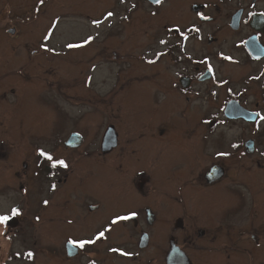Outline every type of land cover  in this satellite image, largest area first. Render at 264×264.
Segmentation results:
<instances>
[{
    "label": "flooded vegetation",
    "instance_id": "flooded-vegetation-1",
    "mask_svg": "<svg viewBox=\"0 0 264 264\" xmlns=\"http://www.w3.org/2000/svg\"><path fill=\"white\" fill-rule=\"evenodd\" d=\"M75 1L80 14L92 16L104 7L98 0ZM113 2L115 9L127 4L126 14L142 4L158 15L165 35L159 45L164 47L145 62L154 65L167 55L175 69L136 72L125 79L130 70L119 69L122 77L111 89L119 95L122 107L116 112L124 119L99 125L91 141L83 113L69 116L61 107V114L72 119L68 130L52 140L63 158L52 149L39 153L40 171L33 175L41 174L48 183L45 198H39L45 214L53 212L52 202L58 209L60 223H50L53 231L75 227L83 234L62 236L64 244L55 250L80 260L76 264H264V0ZM42 3L34 6L35 13ZM109 13L113 16L105 11L102 22ZM59 16L43 42L62 24ZM86 17L87 26L99 30L101 20ZM96 30L73 41L79 45L73 51L96 41ZM9 33H15L14 27ZM105 58L112 64L125 61L115 51ZM73 75L79 85L83 73ZM11 92L17 96L16 90ZM161 92L169 96L160 97ZM140 97L144 101H137ZM197 102L204 108L201 118L176 116L178 109L185 112ZM14 104L15 140L17 120L22 125L25 111L19 99ZM62 203H68L65 210ZM111 204L117 212L110 213ZM67 210L73 212L65 219ZM100 232L104 236L96 239ZM85 240L95 242L79 247Z\"/></svg>",
    "mask_w": 264,
    "mask_h": 264
},
{
    "label": "rangeland",
    "instance_id": "rangeland-1",
    "mask_svg": "<svg viewBox=\"0 0 264 264\" xmlns=\"http://www.w3.org/2000/svg\"><path fill=\"white\" fill-rule=\"evenodd\" d=\"M2 1L4 9L0 12V216H8L9 219L0 223V261L3 260L4 264H76L80 260L67 259L57 251L64 244L65 237L62 236H79L83 233L75 227H62L59 234V230L53 231L54 227L50 223H60L59 212L54 202L53 212L47 214L45 207L39 204V198H45L48 183L41 174L33 175L40 171L35 156L52 149L57 157L63 158L62 150L52 140L68 130L72 119L61 114V107L69 116L72 112L83 113V123L89 125L90 141L99 125L107 120L118 122L124 119L123 113L116 112L119 106L122 107L118 102L119 95L116 93L114 96L111 89L118 85L116 81L122 77L117 75L119 69L131 72L122 77L123 79L136 72L157 71L159 68L169 71L175 69L170 67L167 55L160 57L162 61L154 65L145 62L159 54L164 47L159 45V41L165 38L164 31L160 30L163 23L158 15L152 14L142 4L131 10L130 14H126L127 4H120L115 9L113 0H98L104 7L92 16L90 12L80 14L78 10H74L75 0H52L51 4L47 0L49 3L45 1L43 6H37L36 13L33 9L39 0ZM67 7L69 9H66ZM107 10L112 11L113 16L102 22L103 13ZM87 15L90 19L101 20L99 30L87 26ZM56 16L62 17V24L43 42V34ZM29 19H32L33 24L29 23ZM113 21L114 24L110 27ZM13 27L15 33L10 34L9 29ZM95 30L99 32V36L93 43L76 51L69 47L79 37L92 36ZM112 51L124 55L125 61L115 64L105 62V55H110ZM140 56L144 60L140 59ZM17 71L21 72L18 78L15 76ZM78 71L83 73L81 79L79 78V85L73 75ZM161 78L158 77L159 82L163 83L165 79ZM22 80H25V83ZM165 84L166 82L163 86ZM12 89L16 90L17 96L12 94ZM50 93L58 99L55 101ZM161 95L160 97L169 96L165 92H161ZM17 99L23 103L22 112H25L22 125L21 121L17 120V140H14L11 135L14 134L12 124L14 101ZM140 100L141 97L137 98V101ZM184 102L186 103L185 100ZM203 109V105L197 102L195 105H188L185 112L178 109L176 116H184V119L191 114V119H199L204 115ZM212 139H215V136H212ZM104 165H107V161ZM67 198L73 203L77 201L74 196ZM67 206L68 203H62L61 209L65 210ZM13 209H16L19 215H13ZM119 209L118 211H121ZM115 211L117 212V209L111 204L110 213ZM72 212L67 210L62 217L66 219ZM102 213L104 216L108 214L106 210ZM48 227L53 231L50 234L46 232ZM48 245L53 247L50 253L46 250ZM27 250H32L30 263L25 260ZM198 255L203 261L204 254Z\"/></svg>",
    "mask_w": 264,
    "mask_h": 264
},
{
    "label": "snow or ice",
    "instance_id": "snow-or-ice-1",
    "mask_svg": "<svg viewBox=\"0 0 264 264\" xmlns=\"http://www.w3.org/2000/svg\"><path fill=\"white\" fill-rule=\"evenodd\" d=\"M43 2V0H41V3ZM159 2V0H158ZM109 16L112 15V13H109L108 14ZM69 47H79V45H69ZM41 155L44 156L46 155L45 153L41 152ZM47 159L51 160L52 157L51 156H47ZM59 164L61 166H66L65 165V162L63 160H60L59 161ZM13 215H19V212L16 210V209H13ZM9 219L8 216H0V223H3V222H6L7 220ZM123 219V218H122ZM113 223H116V221L114 220ZM104 236V233L103 232H100L99 235L96 237V239H100L101 237ZM95 241H88V240H85V241H82L80 242L79 244V247H83L85 244H89V243H94ZM29 256H31V253H29Z\"/></svg>",
    "mask_w": 264,
    "mask_h": 264
},
{
    "label": "water",
    "instance_id": "water-1",
    "mask_svg": "<svg viewBox=\"0 0 264 264\" xmlns=\"http://www.w3.org/2000/svg\"><path fill=\"white\" fill-rule=\"evenodd\" d=\"M69 247L71 248L70 245L67 246V248H69ZM72 255H73L72 253H68V256H72Z\"/></svg>",
    "mask_w": 264,
    "mask_h": 264
}]
</instances>
